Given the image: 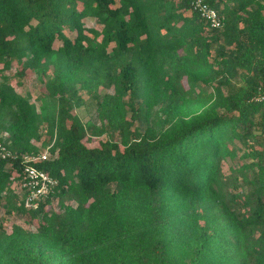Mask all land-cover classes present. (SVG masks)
I'll list each match as a JSON object with an SVG mask.
<instances>
[{
  "label": "trees",
  "instance_id": "obj_1",
  "mask_svg": "<svg viewBox=\"0 0 264 264\" xmlns=\"http://www.w3.org/2000/svg\"><path fill=\"white\" fill-rule=\"evenodd\" d=\"M207 2L222 28L190 0H0V133L38 155L46 128L59 181L33 230L0 218V264H264V0ZM28 69L54 115L11 83ZM22 167L0 157L6 216Z\"/></svg>",
  "mask_w": 264,
  "mask_h": 264
},
{
  "label": "built area",
  "instance_id": "obj_2",
  "mask_svg": "<svg viewBox=\"0 0 264 264\" xmlns=\"http://www.w3.org/2000/svg\"><path fill=\"white\" fill-rule=\"evenodd\" d=\"M190 4L193 11L199 13L202 18L209 22L211 28L219 29L223 27L221 15L207 0H190ZM253 100L264 103V82L261 83ZM9 138L10 135L7 132L0 133V157L13 160L20 158L23 164L22 178L21 180H15L16 185H18L17 193H20V205L25 210H35L47 198L53 194L55 195L59 187L57 178L35 165L36 162L49 159L51 155L48 157L47 153L41 152L38 155H18L9 150ZM57 200L55 199L52 203L54 208L58 205ZM55 209L59 210V207Z\"/></svg>",
  "mask_w": 264,
  "mask_h": 264
},
{
  "label": "rangeland",
  "instance_id": "obj_3",
  "mask_svg": "<svg viewBox=\"0 0 264 264\" xmlns=\"http://www.w3.org/2000/svg\"><path fill=\"white\" fill-rule=\"evenodd\" d=\"M95 23H96L95 20H89L88 22L90 26L95 25ZM16 69L17 68H13L12 74H14L17 71ZM234 82H238V81L235 80ZM11 83L14 86L20 87L19 90H21V86H22V89L24 90V92L30 93L32 96V101L36 103L38 108H41V107L44 108L45 115H48V116L54 115L57 109V100L55 97H50V96L46 97L45 95L46 86L44 83L43 76L28 69L24 76L22 77L14 76L13 78H11ZM76 112H77V119L82 124H86L88 121L94 122L97 124L99 123V118H98V114L96 110V101L92 98L87 99L84 104H82L81 106H78L76 108ZM99 139L100 138L94 139L95 141L89 142L88 144H90L91 147L99 146V142H98ZM38 145L40 147L41 153H47L48 157L51 155L50 147L52 146V142L50 141L49 136L46 134V128L45 130H43L42 141H40ZM247 161L250 162L249 159ZM240 163L238 162V165ZM238 165L236 164V166ZM225 169H226V172H230L228 164H225ZM11 189L14 190L15 193H17L18 185H16L15 181L13 182ZM238 191L247 192V188L240 187ZM17 194L18 196L20 195V193H17ZM5 195H6V192H3V194L0 196V218L5 220L3 223L4 225L3 228H5L6 230L10 232L12 229V226L14 224H18V225L23 226L26 229L33 230L35 227L32 224L29 214L27 213L26 210H22L21 208L22 206L20 205V196H19V202H18V199L15 200L17 201L18 205H17V208H15L14 212L10 216L4 215L6 212V208L3 205V203L5 202V197H4ZM57 201H58V205H56L55 208L59 207V200ZM69 203L74 204L73 201Z\"/></svg>",
  "mask_w": 264,
  "mask_h": 264
}]
</instances>
